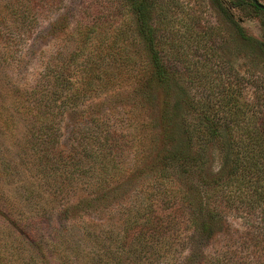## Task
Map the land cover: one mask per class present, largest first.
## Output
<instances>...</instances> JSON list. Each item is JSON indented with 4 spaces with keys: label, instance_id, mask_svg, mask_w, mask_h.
Returning a JSON list of instances; mask_svg holds the SVG:
<instances>
[{
    "label": "rangeland",
    "instance_id": "374dc122",
    "mask_svg": "<svg viewBox=\"0 0 264 264\" xmlns=\"http://www.w3.org/2000/svg\"><path fill=\"white\" fill-rule=\"evenodd\" d=\"M153 1L154 47L186 94L199 95L204 84H218L220 89L241 84L247 98L264 97V88L259 89L263 78L256 81L251 76H264V56L239 39L233 21L264 40V9L256 8L252 0ZM142 38L130 0H0V264H110L117 259L105 253L106 247L118 245V235L131 218L141 222L152 209L167 210L166 199L152 193L153 178L143 172L108 209L64 212L65 204L50 201L59 192L58 175L50 179V168L48 177L31 169L36 126L29 121L27 100L48 88L53 71L79 49L82 54L72 64L77 69L74 89L85 85L91 89L86 95L84 88L79 90L81 101L62 116L53 113L56 120L50 126L57 127L59 143L43 149L51 165L57 168L59 153L60 159H71L78 140L89 137L83 129L94 126L98 117L108 116L104 126L109 124L117 139L112 157L122 168L110 169L113 175L105 186L126 178L144 161L142 154L135 155L137 149L151 156L160 147V133L154 128L157 107L134 104L133 89L151 67ZM210 167L216 170L219 162ZM167 178L163 187L184 185L179 178ZM12 214H23V223L33 229L39 245L16 233ZM230 219L238 234L244 231L240 216ZM60 223L67 225L56 230ZM187 255L183 250L179 260Z\"/></svg>",
    "mask_w": 264,
    "mask_h": 264
},
{
    "label": "trees",
    "instance_id": "16d2710c",
    "mask_svg": "<svg viewBox=\"0 0 264 264\" xmlns=\"http://www.w3.org/2000/svg\"><path fill=\"white\" fill-rule=\"evenodd\" d=\"M153 3L130 0L151 66L133 91L137 98L134 104L157 107L154 128L160 133V147L156 146L151 156L137 149L135 155L142 154L144 161L126 178L116 180L119 183L105 186L108 176L112 177L110 169L122 168L112 157L117 139L110 125L104 126L108 116L98 117L94 126L83 129L89 137L78 140L71 159H60L59 153L57 168L51 165L50 156H45L43 149L50 145L56 148L59 143L58 138L55 141L57 127L50 126L56 120L54 117L62 116L67 108L81 101L79 90L84 88L86 95L91 89L86 85L74 89L77 69L72 64L82 54L79 49L53 71L48 88L45 86L39 96L27 100L29 121L36 126L33 140L29 139L35 149L32 172L48 177L50 168V179L56 174L59 177V192L48 201L65 204L64 212L83 214L104 211L119 202L125 196V186L132 185L143 172L153 178L152 193L166 199L163 206L167 210L162 207L158 214L152 209L141 222L138 217L131 218L129 227L118 235V245L106 247L105 253L117 259L110 264H264V97L261 94L254 100L247 98L241 84L238 88L228 84L222 89L218 84H204L199 95L186 94L185 86L179 84L174 70L154 47L157 32ZM233 21L239 39L264 56V40L248 34L239 22ZM251 76L256 81L263 78L264 82L259 73ZM260 87L262 90L264 84ZM54 112L56 115L52 116ZM109 159L114 164L110 165ZM218 162L216 170L210 167ZM167 177L183 178L184 183L179 180L183 187H163ZM72 195L76 198L73 202ZM22 215L10 216L14 230L25 241L39 245L33 229L23 223ZM230 216L242 218L244 231L238 234ZM66 225L60 223L55 228ZM186 249L188 255L180 261L178 255Z\"/></svg>",
    "mask_w": 264,
    "mask_h": 264
},
{
    "label": "water",
    "instance_id": "95a60500",
    "mask_svg": "<svg viewBox=\"0 0 264 264\" xmlns=\"http://www.w3.org/2000/svg\"><path fill=\"white\" fill-rule=\"evenodd\" d=\"M256 6H258L261 9H264V4L262 2H260L259 0H252Z\"/></svg>",
    "mask_w": 264,
    "mask_h": 264
}]
</instances>
